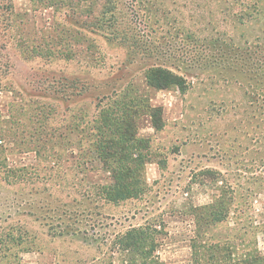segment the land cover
I'll return each instance as SVG.
<instances>
[{
    "label": "rangeland",
    "instance_id": "374dc122",
    "mask_svg": "<svg viewBox=\"0 0 264 264\" xmlns=\"http://www.w3.org/2000/svg\"><path fill=\"white\" fill-rule=\"evenodd\" d=\"M108 117L150 142L137 198L102 194L137 167ZM155 257L264 264V0H0V264Z\"/></svg>",
    "mask_w": 264,
    "mask_h": 264
},
{
    "label": "trees",
    "instance_id": "16d2710c",
    "mask_svg": "<svg viewBox=\"0 0 264 264\" xmlns=\"http://www.w3.org/2000/svg\"><path fill=\"white\" fill-rule=\"evenodd\" d=\"M153 80L151 79V84L154 87H159L161 88V84L159 82H166V85H173L176 84L174 80H177L176 78L173 77L168 72L164 71H153ZM162 75V78H160L159 75ZM163 87V89H164ZM108 121L111 122L116 126V127H121V131L117 132V134H110L108 135H103L100 137L101 139V144L102 145V150L105 152V155H99V158L101 157V160L104 158L105 160H108L109 158L113 157L115 164L121 161H128L131 160L133 163H137V167H133L132 164L129 165H123L124 163H119L121 167H115L114 169H111V167H107V169H111L112 172V185L109 187H106L105 190H103L102 194L105 195V199L109 202H120V200L123 199H133L137 198L138 195L143 191L141 187L144 185L145 180H143L142 177V171L145 170L146 165L151 162L150 160V142L146 141L149 153L145 154H138L137 153V159H133V153L128 152V149L124 147V144L127 143V140H130L131 143L133 144V148L136 145H142V140L139 139L138 133L135 134H128V131L125 129L123 130L122 123L124 120L117 122L118 124L114 123V119L108 117L107 121L105 122L107 125ZM112 125V124H111ZM110 125V126H111ZM108 126V127H110ZM105 134V133H102ZM129 146V145H128ZM119 148V149H118ZM128 152V155L126 153H120V151ZM106 161L105 163H107ZM109 163V162H108ZM141 177V178H140ZM211 222L218 221L215 219L213 216L208 217ZM157 228V225H155ZM153 230V226H151L148 230ZM146 231H142L141 229H133L131 232L125 233L119 241L120 247H127L126 250L129 251H135L138 248L144 247L147 243H150L153 247H157L158 245L156 241H154L153 237H159L162 239V231H157L154 229L153 234H148ZM157 237V238H158ZM200 237V236H199ZM158 241V239H157ZM131 248V249H129ZM147 255V256H146ZM149 253H145L146 257H149ZM153 257H151L152 259ZM156 258V257H155ZM154 264H160L158 259L154 261Z\"/></svg>",
    "mask_w": 264,
    "mask_h": 264
}]
</instances>
